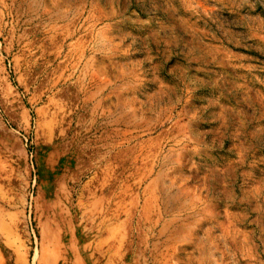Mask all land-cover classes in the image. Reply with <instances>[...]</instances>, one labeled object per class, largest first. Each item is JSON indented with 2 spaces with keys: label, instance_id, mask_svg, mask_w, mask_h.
Returning <instances> with one entry per match:
<instances>
[{
  "label": "rangeland",
  "instance_id": "1",
  "mask_svg": "<svg viewBox=\"0 0 264 264\" xmlns=\"http://www.w3.org/2000/svg\"><path fill=\"white\" fill-rule=\"evenodd\" d=\"M0 264H264V0H0Z\"/></svg>",
  "mask_w": 264,
  "mask_h": 264
}]
</instances>
